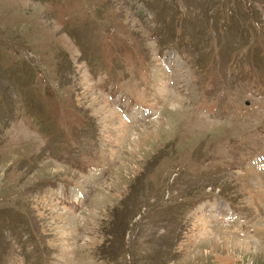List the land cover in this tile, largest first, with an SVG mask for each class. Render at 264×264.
<instances>
[{
	"label": "rangeland",
	"instance_id": "1",
	"mask_svg": "<svg viewBox=\"0 0 264 264\" xmlns=\"http://www.w3.org/2000/svg\"><path fill=\"white\" fill-rule=\"evenodd\" d=\"M263 158L264 0H0V264H264Z\"/></svg>",
	"mask_w": 264,
	"mask_h": 264
},
{
	"label": "bare ground",
	"instance_id": "2",
	"mask_svg": "<svg viewBox=\"0 0 264 264\" xmlns=\"http://www.w3.org/2000/svg\"><path fill=\"white\" fill-rule=\"evenodd\" d=\"M251 164H252V162H251ZM251 164H250V167L252 168V170L250 172H248L247 174L245 172L246 175H244V179L246 180V185H249L248 191L250 192L251 196L254 197L255 199L259 198V200H261L264 203V176H258L257 166L259 167V165H256L254 163H253V165H251ZM255 168H257V169H255ZM262 171H264V169ZM66 220H67V218H66ZM211 241H210L211 245H212V247H214L213 248L214 252L217 251V247L219 249L218 251H220L222 249V247L223 248L226 247L229 249L230 243L232 242L228 236H225L223 234L214 235V237ZM234 245H239V243H237V244L234 243ZM218 251L216 253H218Z\"/></svg>",
	"mask_w": 264,
	"mask_h": 264
}]
</instances>
